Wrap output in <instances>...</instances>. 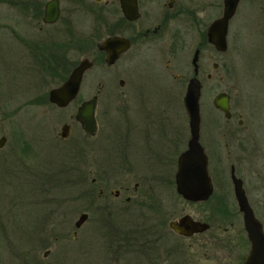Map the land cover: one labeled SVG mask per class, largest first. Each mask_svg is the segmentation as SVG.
Wrapping results in <instances>:
<instances>
[{
  "label": "flooded vegetation",
  "instance_id": "1",
  "mask_svg": "<svg viewBox=\"0 0 264 264\" xmlns=\"http://www.w3.org/2000/svg\"><path fill=\"white\" fill-rule=\"evenodd\" d=\"M242 2L239 1L228 22L226 50L220 52L211 43L209 30L222 16L224 0H0L16 19L12 21L8 17L10 22L0 29L7 34L2 36L7 50L21 61L20 69L44 84L46 79L59 82L47 92L33 90V96L24 106L49 104L58 110L66 109L68 106L61 109L50 103L49 92L66 81L79 61L88 59L93 67L99 62L112 68L134 50L137 54L147 49L167 58L165 71L178 83L168 87L184 90L185 84L183 97L180 92L183 108L189 80L195 78L200 84L198 143L207 160L210 182L207 190L202 191L203 197L195 201L178 194L175 180L179 156L187 149L190 136L187 116V123L184 119L187 139L185 132L180 135L176 131L168 139L163 132L168 122L152 117L145 104L139 107L140 116L133 120L125 116L130 107L122 106L121 102L115 112L120 119L110 121L107 110H98L100 91H97L96 133L85 134L77 123L83 133L80 179L85 186V202L82 213L88 216L86 222L92 216L97 219L98 230L101 229L99 239L104 245L103 264H244L251 244L235 197L234 180L240 181L247 203L264 233L263 214L253 205L254 195L256 202L258 197H263L264 177L261 170L250 164V155L260 151L258 138L250 142L245 139L249 136L247 132L242 135L245 127L242 112L233 109L230 94L216 92V73L220 65H225L216 58L228 51L231 23ZM77 15L79 20L86 18L95 23L93 30L75 36ZM110 38L123 39L128 47L124 51L119 49L117 60L109 66L107 53L100 48ZM73 53L84 56L75 65ZM188 58L187 67H191L192 74L186 78L178 72ZM118 85L123 87L124 81L119 80ZM221 93L228 97V118L213 104ZM212 94V108L224 121L220 117L219 121H211V129L215 131L210 146L214 145L213 152L201 138L202 100L204 95L209 98ZM63 125L68 127L69 134L71 126ZM249 130V135L255 134L253 128ZM60 134L58 139L64 140ZM221 145L224 153L220 152ZM185 206L192 209L186 211ZM137 212L138 217L142 216L138 224L134 221ZM193 223L199 226L194 227ZM78 230L72 232L73 239Z\"/></svg>",
  "mask_w": 264,
  "mask_h": 264
},
{
  "label": "rangeland",
  "instance_id": "2",
  "mask_svg": "<svg viewBox=\"0 0 264 264\" xmlns=\"http://www.w3.org/2000/svg\"><path fill=\"white\" fill-rule=\"evenodd\" d=\"M238 11L231 23L228 51L216 58L225 63L216 73V92L230 94L233 109L242 112V135L247 132L249 136L245 139L250 142L257 136L260 151L250 155V164L264 177V0H243ZM8 19L16 20L0 4V26L9 23ZM76 20L75 36L92 31L96 25L90 19L79 20L78 15ZM2 36L7 34L0 29V137L6 138L0 149V264H103L104 245L95 216L82 225L75 239L72 237L85 202V186L80 179L83 133L74 120L77 107L100 91L98 110H107L109 120L118 121L115 112L121 102L130 107L125 116L133 120L145 104L152 117L166 119L163 132L172 139L174 131L180 135L185 132L186 113L180 97L185 84L184 90L176 86L170 89L168 86L178 83L165 71L167 58L147 49L137 54L134 50L112 68L97 62L85 74L77 99L66 109L49 104L24 106L33 90L47 92L59 82L46 79L44 84L23 72L21 61L7 50ZM83 57L73 53L72 61L77 63ZM187 64L190 58L178 73L189 78L192 71ZM121 79L123 87L118 85ZM213 96L204 95L201 113V138L212 152L215 131L211 121L220 117L224 123L222 115L212 108ZM64 123L71 129L66 139L59 140ZM250 128L255 134L249 135ZM185 135L187 139V128ZM24 144L32 151L29 156L20 152ZM220 152H225L222 145ZM256 197L253 205L264 217V185L263 197H258V202ZM137 217L138 212L134 217L138 224L142 216Z\"/></svg>",
  "mask_w": 264,
  "mask_h": 264
},
{
  "label": "water",
  "instance_id": "3",
  "mask_svg": "<svg viewBox=\"0 0 264 264\" xmlns=\"http://www.w3.org/2000/svg\"><path fill=\"white\" fill-rule=\"evenodd\" d=\"M240 0H224V8L222 16L217 19L210 27L209 36L211 43L220 52L226 50V33L228 22L234 16L236 8ZM127 41L120 38L107 39L100 48L107 53L106 64L113 65L119 56V52L127 49ZM120 49V50H119ZM196 59L192 62L195 65ZM93 62L88 59H83L74 67L66 81L57 88L49 92V102L58 108H66L74 102L80 92L84 74L91 70ZM122 85V82H120ZM200 84L195 79L189 80L185 95L183 98L184 109L188 118L189 124V140L187 149L179 156L178 171L176 173V189L184 199L195 201L202 198V191L205 192L209 187L210 179L207 173V160L201 146L198 143L200 113ZM214 107L222 111L226 118L229 117L228 97L221 93L214 99ZM97 106V96L83 101L77 107L74 115V120L80 125L82 131L88 135L96 133L95 109ZM67 126L61 128V138L68 137ZM6 142L5 137H0V149L3 148ZM235 197L238 207L244 215V227L247 232L248 240L251 244V251L244 264H264V233L260 224L254 218L253 213L244 196L240 181L234 180ZM198 190L201 194L198 195ZM88 216L85 213L79 215L74 223L76 230L80 229L86 222ZM183 220L182 222H186ZM194 227L199 226L193 223ZM180 231V229H179ZM75 235V234H74Z\"/></svg>",
  "mask_w": 264,
  "mask_h": 264
},
{
  "label": "trees",
  "instance_id": "4",
  "mask_svg": "<svg viewBox=\"0 0 264 264\" xmlns=\"http://www.w3.org/2000/svg\"><path fill=\"white\" fill-rule=\"evenodd\" d=\"M75 65V63H74ZM22 151V152H21ZM20 152L23 154V155H26V156H29L32 151L30 150L29 146L27 144H24V147L22 148V150L20 149ZM83 197H84V194H83ZM75 229V228H74Z\"/></svg>",
  "mask_w": 264,
  "mask_h": 264
}]
</instances>
